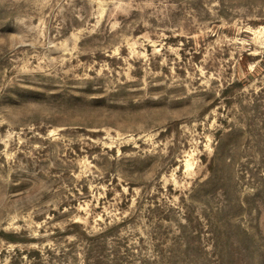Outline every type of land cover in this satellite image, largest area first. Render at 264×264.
<instances>
[{"label":"rangeland","instance_id":"obj_1","mask_svg":"<svg viewBox=\"0 0 264 264\" xmlns=\"http://www.w3.org/2000/svg\"><path fill=\"white\" fill-rule=\"evenodd\" d=\"M0 264H264V0H0Z\"/></svg>","mask_w":264,"mask_h":264}]
</instances>
